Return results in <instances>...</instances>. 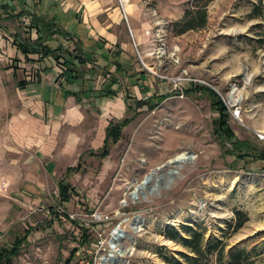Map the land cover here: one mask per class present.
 Instances as JSON below:
<instances>
[{"label":"rangeland","instance_id":"rangeland-1","mask_svg":"<svg viewBox=\"0 0 264 264\" xmlns=\"http://www.w3.org/2000/svg\"><path fill=\"white\" fill-rule=\"evenodd\" d=\"M256 3L129 1L133 35L136 38L132 18L145 34L137 52L129 24L121 23L123 35L134 47L133 59L157 75L154 95H161L157 85L164 83L173 96L153 110L140 109L105 160L88 152L103 145L108 123L125 117L126 110L106 111L102 104L85 109L89 122L70 126L78 129L74 136L88 139L81 149L86 154L84 171L65 178L74 195L64 204L58 192L64 171H47L48 157L29 137H22L23 128L17 124L19 115L37 114L24 106L28 94L19 88L22 78L12 75L14 55L2 52L9 47L5 35L12 36L14 27L1 23L0 43L5 42L0 45V251L18 248L11 264H66L69 259L77 264L76 256L90 259L86 252L97 250L99 233L108 243L109 231L119 222L98 224L92 215L117 211L130 218L120 243L130 249L122 258L124 264H167L166 257L182 260L178 252L187 250L172 236L187 237L183 226L203 230L207 239L226 240L227 250L246 248L251 251L250 264H264V160L229 155L232 146L221 144L214 133L218 113L211 99L204 93L182 92L192 84L214 90L228 108L236 139L251 143L253 153L264 154V40L259 41L264 39V0L260 17L251 18ZM111 5L116 7V0ZM186 12H192L194 25H203L179 34ZM24 23L20 22L21 28ZM63 130L64 126L58 132L61 140ZM182 153L194 159L181 166L168 164ZM151 175L142 194L132 199L135 186ZM137 216L144 221L134 229ZM84 230L89 240L82 245ZM109 252L107 244L103 253Z\"/></svg>","mask_w":264,"mask_h":264},{"label":"crops","instance_id":"crops-1","mask_svg":"<svg viewBox=\"0 0 264 264\" xmlns=\"http://www.w3.org/2000/svg\"><path fill=\"white\" fill-rule=\"evenodd\" d=\"M0 4L5 6L4 10L0 9V28H3L2 22L14 27L10 30L12 36L5 35L9 40V47L2 52L14 55L12 75L17 79L22 78L19 88L28 94L24 106L32 108L37 114L33 117L19 115L16 117L17 124L23 128L22 137H29L30 141L38 145V150L48 157L45 169L64 171L65 177L58 184V192L61 204L68 203L74 190L65 178L83 173L82 160L86 154L81 149L88 143V139L74 136L73 131L78 129L70 126L86 125L89 122L84 110L97 104H102L106 111H110L112 107L118 112L126 110L125 117L108 123L103 145L97 151L88 152L91 157L105 160L110 156L112 147L123 138L109 146L108 155L102 156L111 123L130 119L131 122L123 128L124 134V130L136 120L140 109H150L151 106L154 109L173 95L164 83L157 85L161 95H154L156 92L153 84H156L157 75L149 65L144 63L141 67L135 63L134 47L123 35L120 28L123 23L121 13L118 6L111 5V0H0ZM28 8L35 9L38 14L53 17L60 28L73 36L74 41L71 42L55 35V46L61 45L64 50L73 51L74 42H78L89 58L93 55L91 61L86 64L74 61L73 66L64 64L63 60L54 61L41 53H23L18 43L22 40L37 41L40 34L36 29L28 28L31 17L6 19V13L8 11L9 14L16 15ZM21 21L26 22L25 28H21ZM132 21L136 38L130 21L129 28L138 48V45H142L145 34H141L133 18ZM4 42L2 40L0 45ZM70 67L75 69L77 75L70 72ZM111 79H114V83ZM128 91L130 93L127 94ZM160 97L165 99L159 102ZM128 114L132 116L128 117ZM62 126L64 135L61 140L58 132ZM61 186L68 188V197L65 200L59 191Z\"/></svg>","mask_w":264,"mask_h":264},{"label":"trees","instance_id":"trees-1","mask_svg":"<svg viewBox=\"0 0 264 264\" xmlns=\"http://www.w3.org/2000/svg\"><path fill=\"white\" fill-rule=\"evenodd\" d=\"M263 0H257L252 13L250 14L251 18H259L258 11L262 9ZM0 9L4 10L5 6H1ZM6 13V12H5ZM205 14L203 11L201 12ZM6 19H18L24 16L31 17L32 21L29 25V29H36L40 34V37L37 41H25L22 40L18 43L20 50L23 53H41L46 57H51L54 61H61L66 65H73L74 61H78L79 64H86L91 61V58L83 51L82 46L78 42H74V50H64L61 45L55 46L54 36L59 35L69 41L73 42V36L67 32L64 28H60L56 24V20L49 16L48 14H38L35 9L28 8L20 13L13 15L9 14L7 11ZM192 12H186L181 24L183 23V28L178 32L179 34L185 33L189 30H194L203 25H194ZM261 24L256 25L255 28H260ZM261 38L259 41H263ZM67 55V57L65 56ZM70 59V60H69ZM71 73H76L75 69L70 67ZM77 75V73H76ZM111 82L114 83V79H111ZM197 93H204L210 99L212 103L213 110L218 113V119L215 122L214 133L217 139L221 144L226 145V143L232 146L231 149H227L229 155L234 156L238 160H243L247 157L253 156L257 159L264 160V154L262 153H253V146L247 141H240L236 139V136L233 130L230 127L229 119L230 113L227 106L221 100L220 96L212 89L206 86L194 85L186 91V95H193ZM165 97H160L159 102L163 101ZM140 105V104H139ZM154 106H151L150 109H153ZM131 122L130 119H126L122 122L111 123L107 130V137L104 146L102 156H106L109 153V146L117 143L123 137V128ZM60 194L63 200L68 197V188L66 186L60 187ZM238 215L240 212H237ZM240 218V217H238ZM243 221H241L237 229L242 227ZM187 237H177L178 242L187 250L186 253L178 252V255L181 256V259L176 257H166L164 261L167 264H250L251 251L246 248H241L239 246H234L227 250L228 244L226 240L222 238H209L205 236V232L197 227L193 226H183ZM87 232L84 230V237L81 241V244H86L89 240L87 237ZM26 236L24 237V239ZM76 252H72V256ZM19 253L18 248L14 247L12 250L3 249L0 251V264H11L12 259L17 256ZM70 260H67L66 264H70Z\"/></svg>","mask_w":264,"mask_h":264},{"label":"built area","instance_id":"built-area-1","mask_svg":"<svg viewBox=\"0 0 264 264\" xmlns=\"http://www.w3.org/2000/svg\"><path fill=\"white\" fill-rule=\"evenodd\" d=\"M130 0H116L118 9L121 13L123 21L128 25V14H127V4L129 3ZM135 48L138 52L137 45L135 44ZM174 84H176V81H173ZM73 217V216H72ZM93 222L102 224V223H112L114 220L119 219V222L113 227L111 231H109L110 235V241L107 243L106 236L103 234L98 235V245H97V250H88L86 253L89 254L90 259L87 257H80L76 256L77 252L74 253L73 256L77 257V264H116V259L117 255L115 254V257H112V253H108L107 255L103 252H106V245L108 244L111 251L113 252V239L115 238V235L117 234L118 231H123L124 234L126 235V231L124 230V225L126 224L127 221L130 220L127 214L121 213L120 211L115 212L114 214H102L95 212L92 215ZM123 241V239H120V243Z\"/></svg>","mask_w":264,"mask_h":264},{"label":"bare ground","instance_id":"bare-ground-1","mask_svg":"<svg viewBox=\"0 0 264 264\" xmlns=\"http://www.w3.org/2000/svg\"><path fill=\"white\" fill-rule=\"evenodd\" d=\"M192 159H194L193 156L190 155V157H188L187 153H182L172 158L171 160H169L168 164H171L172 167L181 166L183 163L187 162L188 160H192ZM151 177L152 175L145 178V180L141 182L140 185H138L140 187L135 186L136 188L134 189V191H132L130 195L132 199H136L139 197V194H142L143 190L146 188V185H147L146 183L149 181ZM143 221L144 219L142 217L140 216L135 217L133 219V228L138 229L140 225L143 223ZM125 237L126 235L124 234L123 231H118L117 234L115 235L116 242L112 243L114 251L112 252L111 256L115 257V254L117 255L116 264H124L122 258L126 254H128L130 251V249H123L121 247L120 239H124Z\"/></svg>","mask_w":264,"mask_h":264},{"label":"water","instance_id":"water-1","mask_svg":"<svg viewBox=\"0 0 264 264\" xmlns=\"http://www.w3.org/2000/svg\"><path fill=\"white\" fill-rule=\"evenodd\" d=\"M188 157H190V156L188 155ZM138 187H140V186H138ZM135 222H136V221H135ZM113 241H116V238H114Z\"/></svg>","mask_w":264,"mask_h":264}]
</instances>
